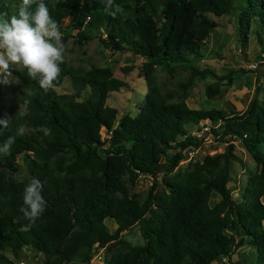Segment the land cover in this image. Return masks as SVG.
Listing matches in <instances>:
<instances>
[{"label":"trees","instance_id":"16d2710c","mask_svg":"<svg viewBox=\"0 0 264 264\" xmlns=\"http://www.w3.org/2000/svg\"><path fill=\"white\" fill-rule=\"evenodd\" d=\"M232 1L115 0L124 13L113 18L104 11L105 0H56L55 6L45 0L63 37L79 45L96 39L110 52L143 57L140 76L147 89L135 115L116 119V109L105 101L124 82L108 67L64 62L56 87L67 78L69 93H44L24 69L13 72L15 104L3 116L0 101V119L9 120L0 143L21 125L26 131L11 155L0 157V264L21 262L23 248L40 255V264H89L98 249L101 264H264V99L253 95L242 111L231 113L185 102L193 78L215 79L205 86L210 98L243 72L220 77L196 66L215 19L231 13ZM19 3L0 0V13L16 15ZM235 9L240 46L252 35L264 53V0H239ZM156 66L170 76L186 70L187 79L164 88L155 81ZM25 100L31 101L27 107ZM204 122L225 143L222 151L179 164L201 142L185 125ZM40 126L52 134L44 137L36 131ZM235 142L254 168L233 198L230 166L241 162ZM139 176L151 180L140 198L128 187ZM18 177L25 183L39 179L47 202L28 232L20 230L27 221L19 211L25 184ZM107 218L116 225L112 232ZM134 225L139 244L120 236ZM236 248L241 250L234 263Z\"/></svg>","mask_w":264,"mask_h":264},{"label":"rangeland","instance_id":"374dc122","mask_svg":"<svg viewBox=\"0 0 264 264\" xmlns=\"http://www.w3.org/2000/svg\"><path fill=\"white\" fill-rule=\"evenodd\" d=\"M238 1H232V7L234 8H231V13L215 19L217 26L204 41L203 59L196 62V66L199 70L207 69L220 77L226 75L229 70L243 69V72L235 73L229 85L222 82L219 85L218 93L210 98L205 94V86L214 82L215 79L211 76L193 78L185 100L189 108H219L226 113H231L232 111H242L253 95H256L257 99H264V53L260 52L256 38L252 35L248 36L244 46H240L235 29V18L238 12L235 7ZM66 23L67 19H64L63 24ZM63 41L65 63L85 68L90 65L108 67L114 77L124 82V85L117 91L110 92L105 101L108 106L116 109V119L123 114L135 115L147 89L143 76H140L141 64L144 58L133 55L126 50L110 52L107 49H103L96 39L83 45L77 44L75 39L70 36L63 37ZM252 65H254V68H251ZM125 68H129V70ZM15 70H12V76L8 78L7 83H0V101L3 104L1 108L3 116L8 115L10 106L15 104L13 99L17 84L13 75ZM153 74L155 81L158 84H163L164 88H172L176 81H185L188 76L186 70L179 69H177V73L174 76H170L158 66L154 68ZM54 89L57 93L71 92L69 80L64 78L61 84ZM213 126H216V124L213 123ZM185 128L191 131L193 126L189 124L185 125ZM100 134L101 136L105 134L102 129ZM178 138L181 137L179 136ZM206 140V144L202 145L200 151L196 153V159H200L205 153L221 152L225 144L223 141H216L213 137L211 139L207 137ZM235 145L234 153L240 158L241 162L233 161L230 166L231 181L227 183V186L231 189L233 198L238 196L239 189L246 180V172L254 168L248 154L237 142H235ZM183 163L180 162L179 164ZM150 182L149 177L139 176L132 186H128L129 191L140 198L148 190ZM261 201L264 204V196ZM104 224L110 232L116 226L109 218L104 220ZM120 236L130 244H139L142 241L137 225L121 232ZM239 250L241 248L235 249L230 261L235 263L236 252ZM101 256L102 249H98L89 264H101ZM41 260L42 257L40 255L23 248V258L18 264H40ZM213 264L226 263L225 260L221 259Z\"/></svg>","mask_w":264,"mask_h":264},{"label":"clouds","instance_id":"9594fccd","mask_svg":"<svg viewBox=\"0 0 264 264\" xmlns=\"http://www.w3.org/2000/svg\"><path fill=\"white\" fill-rule=\"evenodd\" d=\"M55 2L53 0V6ZM104 11L113 18L124 13V9L115 0H105ZM64 60L63 33L53 20L45 0H20L16 15L8 17L6 13H0V83H7L12 70L22 68L28 78L37 82L39 89L47 93L56 87ZM30 103V100L24 101L26 107ZM8 123L9 120L0 119V135ZM25 131L21 125L16 135L0 143V157L11 155L17 136L23 135ZM36 131L44 137L52 134V129L47 126H40ZM17 182L25 184L19 211L27 223L20 230L28 232L43 216L47 207L42 195L43 183L33 177H28L26 183L24 178L18 177Z\"/></svg>","mask_w":264,"mask_h":264},{"label":"built area","instance_id":"2783aa9c","mask_svg":"<svg viewBox=\"0 0 264 264\" xmlns=\"http://www.w3.org/2000/svg\"><path fill=\"white\" fill-rule=\"evenodd\" d=\"M251 68H254V65H252ZM210 127H211L210 124L207 122L199 123L198 125L193 126V129L190 131V134L194 138L200 139L201 142L198 146L193 147V148H189L185 152V160L183 162L195 160L196 159V153L198 151H200L202 145L206 144V142H207L206 138L207 137H208V139H211L212 137L214 138Z\"/></svg>","mask_w":264,"mask_h":264}]
</instances>
